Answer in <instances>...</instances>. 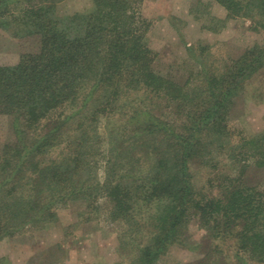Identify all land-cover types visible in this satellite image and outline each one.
<instances>
[{
	"label": "trees",
	"instance_id": "1",
	"mask_svg": "<svg viewBox=\"0 0 264 264\" xmlns=\"http://www.w3.org/2000/svg\"><path fill=\"white\" fill-rule=\"evenodd\" d=\"M56 1L0 0V27L37 42L0 65V115L13 132L0 151V238L54 223L61 208L91 215L105 198V218L135 248L127 264H155L183 241L190 214L221 217L214 237L235 235L238 250L264 264V189L228 178L222 197L209 199L187 164L230 144V96L264 67V0H216L253 19L262 44L217 70L196 58L182 83L153 66L141 0H92L90 11L66 15ZM234 150V160L264 166V132Z\"/></svg>",
	"mask_w": 264,
	"mask_h": 264
},
{
	"label": "rangeland",
	"instance_id": "2",
	"mask_svg": "<svg viewBox=\"0 0 264 264\" xmlns=\"http://www.w3.org/2000/svg\"><path fill=\"white\" fill-rule=\"evenodd\" d=\"M55 6L59 15L85 13L90 11L92 0H58ZM15 7L18 5L11 4L9 9L16 11ZM141 10L151 23L148 44L155 53L154 68L180 83L195 70L196 58H205L212 70L221 69L225 61L263 41L253 19L228 15L216 0H141ZM13 25L0 27V65L14 64L22 52L37 48L33 38L14 36ZM226 122L230 144L187 162L194 190L213 200L222 197L228 178L264 189V166L257 164V157L244 163L231 156L240 155L234 149L241 142L264 132V67L241 81L230 96ZM12 139L10 119L0 115V151ZM46 155L56 158L58 151ZM99 203L100 210L91 215H83V207L76 205L61 208L54 223L42 228L27 226L0 238V264H127L135 248L125 244L126 238L119 233L121 224L105 218L106 199ZM217 223L223 228L219 216L201 223L190 214L182 226L183 241L171 244L155 264H196L201 260L258 264L238 250L235 235L214 237Z\"/></svg>",
	"mask_w": 264,
	"mask_h": 264
}]
</instances>
